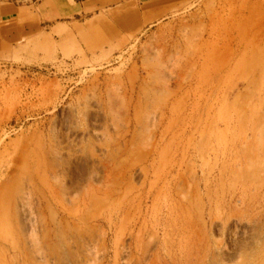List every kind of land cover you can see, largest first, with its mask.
Instances as JSON below:
<instances>
[{
	"label": "rangeland",
	"instance_id": "rangeland-1",
	"mask_svg": "<svg viewBox=\"0 0 264 264\" xmlns=\"http://www.w3.org/2000/svg\"><path fill=\"white\" fill-rule=\"evenodd\" d=\"M0 264H264V0L0 60Z\"/></svg>",
	"mask_w": 264,
	"mask_h": 264
},
{
	"label": "crops",
	"instance_id": "crops-1",
	"mask_svg": "<svg viewBox=\"0 0 264 264\" xmlns=\"http://www.w3.org/2000/svg\"><path fill=\"white\" fill-rule=\"evenodd\" d=\"M191 0H0V60L90 64Z\"/></svg>",
	"mask_w": 264,
	"mask_h": 264
}]
</instances>
